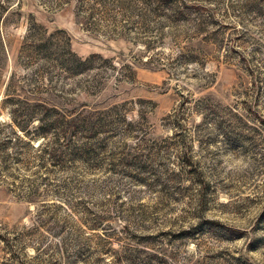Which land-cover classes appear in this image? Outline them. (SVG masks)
<instances>
[{
	"label": "rangeland",
	"instance_id": "1",
	"mask_svg": "<svg viewBox=\"0 0 264 264\" xmlns=\"http://www.w3.org/2000/svg\"><path fill=\"white\" fill-rule=\"evenodd\" d=\"M0 264H264V0H0Z\"/></svg>",
	"mask_w": 264,
	"mask_h": 264
}]
</instances>
